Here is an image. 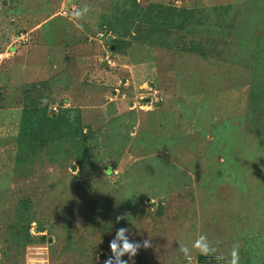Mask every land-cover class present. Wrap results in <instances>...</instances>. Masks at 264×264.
Here are the masks:
<instances>
[{"label":"rangeland","instance_id":"rangeland-1","mask_svg":"<svg viewBox=\"0 0 264 264\" xmlns=\"http://www.w3.org/2000/svg\"><path fill=\"white\" fill-rule=\"evenodd\" d=\"M119 228L128 264H264V0H0V264H104Z\"/></svg>","mask_w":264,"mask_h":264},{"label":"clouds","instance_id":"clouds-1","mask_svg":"<svg viewBox=\"0 0 264 264\" xmlns=\"http://www.w3.org/2000/svg\"><path fill=\"white\" fill-rule=\"evenodd\" d=\"M88 8H85L87 11ZM82 29V26L80 27ZM124 215L117 216V221L123 220ZM130 230L128 228H119L116 231L115 237L109 242V249L113 254L112 257L106 259L104 264H128V260H133V258L139 253L141 248L147 250L153 247L152 240L144 239L141 242H130L126 234ZM119 241V245L118 242ZM192 249L198 250L201 255L209 256L215 255V258L218 261H224V257L222 255H216V251L214 247L208 240L206 235L201 234L192 244V248L190 249L188 246L179 247L178 251L181 254H184L185 257L190 259ZM231 259L228 261V264H238L239 261V253L238 249L234 247L231 251ZM124 256L128 257V260L122 259ZM99 259V255H97V260Z\"/></svg>","mask_w":264,"mask_h":264},{"label":"trees","instance_id":"trees-1","mask_svg":"<svg viewBox=\"0 0 264 264\" xmlns=\"http://www.w3.org/2000/svg\"><path fill=\"white\" fill-rule=\"evenodd\" d=\"M185 30V28H183L181 25L178 28V31H183ZM190 33H192V31H190ZM50 108V107H49ZM49 112L51 113V115H49V117L46 116V113L43 112V110L41 109H26V115L24 117V121L26 122V124H28L30 126L29 129H31V134L32 135H36L39 132L43 134H45L44 130H55L56 132H59L60 130H62L63 125L61 124V122L58 123L57 126L55 127H51V123L50 120H53L57 117H59L57 114L58 113H54L52 111ZM33 140H30L29 142H32ZM204 256H200L199 257V262H203V258Z\"/></svg>","mask_w":264,"mask_h":264},{"label":"built area","instance_id":"built-area-1","mask_svg":"<svg viewBox=\"0 0 264 264\" xmlns=\"http://www.w3.org/2000/svg\"><path fill=\"white\" fill-rule=\"evenodd\" d=\"M161 99H159V98H154L153 97V99H150V102H151V104H157L159 101H160ZM50 111H52V112H54V113H57V111H58V109H57V107H53V106H51L50 108ZM204 259H203V262H207V263H210L211 261H213V262H217L218 260L215 258V255H210V256H204L203 257ZM195 261V264H197V263H200L199 262V259L198 260H194ZM212 262V263H213Z\"/></svg>","mask_w":264,"mask_h":264}]
</instances>
